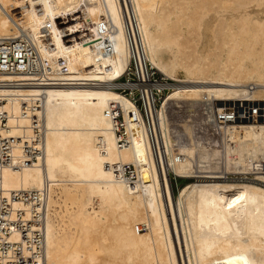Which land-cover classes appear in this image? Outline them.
I'll use <instances>...</instances> for the list:
<instances>
[{
    "label": "bare ground",
    "instance_id": "1",
    "mask_svg": "<svg viewBox=\"0 0 264 264\" xmlns=\"http://www.w3.org/2000/svg\"><path fill=\"white\" fill-rule=\"evenodd\" d=\"M1 41L24 59L0 65V186L38 192L10 201L35 204L30 241L4 228L0 246L21 241L29 264L44 244L45 264H264V0H0ZM133 56L171 90L149 128L124 112L119 146L106 112L133 108L115 90ZM169 170L193 180L174 195Z\"/></svg>",
    "mask_w": 264,
    "mask_h": 264
},
{
    "label": "built area",
    "instance_id": "2",
    "mask_svg": "<svg viewBox=\"0 0 264 264\" xmlns=\"http://www.w3.org/2000/svg\"><path fill=\"white\" fill-rule=\"evenodd\" d=\"M3 42H0V65L2 63H5L6 55H11L10 52H3ZM24 50H22V53ZM21 51L17 54L14 53L12 56L16 58V60L21 62L24 58L22 57ZM32 57H36V53L32 50L31 51ZM31 57V58H32ZM138 57H132L131 63L129 64L127 70L123 73L122 76H120L116 82H120L123 84H133L134 86H121V87H115V90L119 91L122 95L126 96L132 103L133 108L129 111H124L123 108L118 106H112L111 110H108L106 113L111 115V120L114 122V130L116 132V135L118 136V144L119 146H123L124 144H127L125 141L126 132L124 128L125 123V116L124 112L126 113V116L130 118L132 121H136L137 115H140L143 122H146L147 127L149 128L150 124V106L153 108V110L156 111V108L159 107L161 102L164 100V98L167 96V94L170 92L171 88L168 86V84L171 83V80L167 79L163 74H161L159 71H157L155 68L149 64V62H145L143 60V69L141 67L140 61ZM35 66V64H33ZM2 68H0L1 70ZM11 69V68H10ZM17 70V69H16ZM12 71V70H11ZM122 80V81H120ZM49 85V84H48ZM55 85V84H52ZM260 108L259 107H253L251 108L246 107L244 109V117L245 119L252 118L253 116L259 114ZM225 116L220 117L219 119H224V121L231 122L238 118V114L236 110L230 109L228 106L225 107ZM6 121V114L4 113L3 122ZM150 133V141H151V147L153 149L154 154L156 155L157 159V150H159V147L157 143L155 144L156 138L151 136ZM6 141L1 142L3 145L0 146V152H2L4 155L1 156L0 153V165L5 164L6 161L10 160V154L8 153L7 149L8 147L5 144ZM163 150V148L161 147ZM7 151V152H6ZM158 166L160 169L159 161ZM125 177L131 178V179H137L136 175L133 173V166L127 165L125 166ZM168 179L170 182L171 190L173 192V184L176 190H178V179H185V177L178 176L174 174L172 171H168L167 173ZM133 187L132 185H130ZM38 191L34 190H23V191H16L11 192V196L8 198L3 194L2 187L0 186V231H4V228H21V237L26 240L30 241L28 236L26 235V232L31 227H26L23 225H20L24 217L30 212H35V204L31 202L30 207H28L27 210L21 208H15L12 206L10 201H19L21 198H24V202L32 201L36 197V193ZM47 192L44 191L43 197L41 199V210L38 212L41 215V223L43 227V220H44V209H45V200H46ZM37 224V223H36ZM37 224V225H39ZM7 225V227L5 226ZM44 233V230H43ZM7 237L10 235V232L6 233ZM41 239L43 240V235L41 234ZM45 239V238H44ZM45 243V240H44ZM4 243L1 245V249L3 251L4 249ZM43 244V243H42ZM18 245V246H16ZM16 246V247H15ZM44 246L40 248L39 246L36 247L37 250L41 249V253L43 255L42 262L35 264H45L44 259ZM11 251V253H9ZM33 255H36V253L33 251ZM32 256H24L23 253V244L21 241L17 242H9L7 243V247L4 249L3 259L1 264H29L31 261H35V258H31Z\"/></svg>",
    "mask_w": 264,
    "mask_h": 264
},
{
    "label": "rangeland",
    "instance_id": "3",
    "mask_svg": "<svg viewBox=\"0 0 264 264\" xmlns=\"http://www.w3.org/2000/svg\"><path fill=\"white\" fill-rule=\"evenodd\" d=\"M17 3L19 5H23V0H17ZM210 27H211V20L210 19H206L205 25L203 27V41H204V45H206V49L210 48L212 46V44H213V42L211 40V36H210ZM163 56L165 57L164 54H163ZM120 81H122V80H120ZM228 103H232V102H228ZM235 103H237V102L235 101ZM256 103H259L260 106L264 105V101H257ZM226 104H227V102H226ZM244 104L246 105V103H243V105ZM227 106L231 107L232 104L231 105L228 104ZM254 106H256V104ZM261 119H264V118L261 117ZM192 180H193L192 178L178 179L177 180L178 188H180L182 185L186 184V182L188 183V182H190ZM173 193H174V195H176V193H177V190L174 187V184H173Z\"/></svg>",
    "mask_w": 264,
    "mask_h": 264
}]
</instances>
